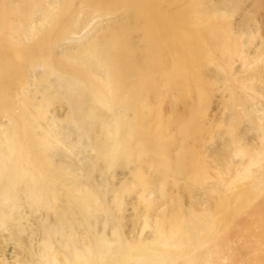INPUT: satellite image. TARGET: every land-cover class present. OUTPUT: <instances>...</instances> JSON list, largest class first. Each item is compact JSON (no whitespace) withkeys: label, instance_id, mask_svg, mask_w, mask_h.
I'll return each mask as SVG.
<instances>
[{"label":"bare ground","instance_id":"obj_1","mask_svg":"<svg viewBox=\"0 0 264 264\" xmlns=\"http://www.w3.org/2000/svg\"><path fill=\"white\" fill-rule=\"evenodd\" d=\"M0 264H264V0H0Z\"/></svg>","mask_w":264,"mask_h":264}]
</instances>
